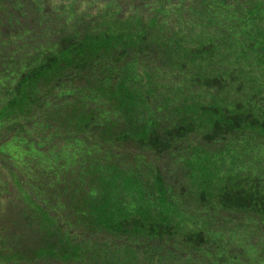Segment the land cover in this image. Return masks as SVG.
Wrapping results in <instances>:
<instances>
[{
    "label": "trees",
    "instance_id": "trees-1",
    "mask_svg": "<svg viewBox=\"0 0 264 264\" xmlns=\"http://www.w3.org/2000/svg\"><path fill=\"white\" fill-rule=\"evenodd\" d=\"M0 264H264V0H0Z\"/></svg>",
    "mask_w": 264,
    "mask_h": 264
}]
</instances>
